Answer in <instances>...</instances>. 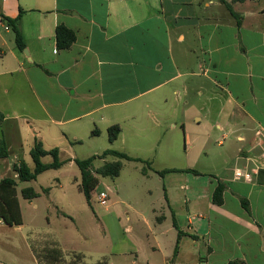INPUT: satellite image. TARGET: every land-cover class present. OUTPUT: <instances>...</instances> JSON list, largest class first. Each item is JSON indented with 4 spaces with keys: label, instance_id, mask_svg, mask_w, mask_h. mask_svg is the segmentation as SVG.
Returning a JSON list of instances; mask_svg holds the SVG:
<instances>
[{
    "label": "crops",
    "instance_id": "obj_1",
    "mask_svg": "<svg viewBox=\"0 0 264 264\" xmlns=\"http://www.w3.org/2000/svg\"><path fill=\"white\" fill-rule=\"evenodd\" d=\"M246 1H2L0 15L11 19L20 15L18 25L26 54L15 48L9 50L7 58L0 51L4 60L0 75L20 74L36 106L26 107L19 114L0 112V126L22 118L24 141L30 139L26 145L33 146L36 139L46 151L57 148L59 159L76 144L106 136L107 129L113 125L119 126L120 133L109 147L124 130L133 135L132 141H144V145L160 148L168 143L164 133L169 130L187 133L193 126L212 128L215 134L225 132L222 139L234 137L238 144L234 156L237 167L264 168V34L255 28L245 29V17L235 6ZM227 7L240 16L239 27ZM57 25L75 34L76 39L68 49L56 48ZM5 30L11 31L9 27ZM220 97L219 108H212ZM201 100L204 105L196 108L194 103ZM4 107L2 104L1 109ZM190 116L194 125L187 121ZM145 129L154 133L152 138L140 139L139 133ZM9 131L4 127L0 135L7 145L8 156L12 151ZM259 131L261 135L257 136ZM15 132L20 133L18 126ZM215 134H204L203 142ZM217 144L222 146L223 142L218 140ZM194 171L198 173L195 177L207 174L213 178L204 182L205 187L197 186L180 197L171 192L166 181L169 174L160 176L151 166L141 172L142 181L135 186L137 192L141 188L140 192L146 194L152 213L159 206L170 214L176 239L180 231L174 259L184 252L181 243L187 242L188 236L193 237L191 244L198 242L193 220L182 226L172 214L174 202L195 209L205 199L206 215L213 218L209 223L218 229L237 227L241 231L240 239H245L254 229L261 230L256 205L259 196L251 187H264V170L252 183L235 180L233 176L226 178L224 169ZM156 176L162 183L158 193L147 184ZM16 177L14 174L13 178ZM218 182L224 184V190L222 203L217 206L211 199ZM166 217V214L156 217V223L161 224ZM228 234V238L217 235L213 236L214 240L201 242L202 254L207 258L199 252L195 260L207 263L217 252L215 244H226L232 239L231 232ZM204 236L206 232L201 236L202 241ZM230 250L226 244L221 253L229 254ZM230 255L220 259L219 264L232 261ZM235 257L234 260L243 262L246 259L244 253Z\"/></svg>",
    "mask_w": 264,
    "mask_h": 264
},
{
    "label": "rangeland",
    "instance_id": "obj_2",
    "mask_svg": "<svg viewBox=\"0 0 264 264\" xmlns=\"http://www.w3.org/2000/svg\"><path fill=\"white\" fill-rule=\"evenodd\" d=\"M2 1L4 0H0V10ZM235 9L245 17V29L255 28L264 34V0H248L236 5ZM15 48L13 33L6 31L5 24L0 23V51H4L9 58V50ZM1 58L0 55V64L4 61ZM219 99L214 102L212 108H219L222 98ZM201 101L194 103L196 108L204 105V101ZM2 104H5L4 110L1 109ZM35 106V101H32L27 84L20 74L0 75L1 113L19 114L23 113L26 107L34 109ZM21 119L18 122L11 119L0 126V135L4 127L10 129L8 140L12 148L8 157L0 159V180L8 176L13 178V165L18 161H23L29 169H33L29 154L32 145H26L30 139L24 141L26 133ZM187 121L191 125L195 124L192 116ZM17 126L20 129L19 134L18 131L15 132ZM212 131V128L194 126L189 128L187 133L178 129L169 130L164 133L168 145L164 144L158 148L144 145V141H132L133 135L124 130L119 140L111 147L107 135L85 141L62 154L60 161L63 165L59 169L45 171L33 181L20 182L15 178L22 224L19 227H9L0 220V264H203L195 260L199 252L202 257L207 258L206 254H202V243H207L211 238L214 240L213 236L217 235H223L225 238L227 235L228 238V232H231L232 237L226 243L231 249L230 253L222 254L221 249L226 244L217 243L214 245L217 252L204 264H219L220 259L230 257V254L234 260L235 256L241 253L246 256V264H264V187H251L259 196L256 205L262 224L261 230H252L245 239H240L241 231L237 227H231L230 231L225 229L226 227H213L212 222L209 223L213 218L206 215L208 210L205 199L197 203L195 209L174 202L172 214L182 226L187 220H193L198 241L191 244L193 237L188 236L187 242L181 243L184 252L178 259L173 258L176 232L172 229L170 214L159 206L157 211L152 213L146 202V194L140 192L141 188L138 192L135 188L136 184L142 181V168H146L144 163L122 161L120 174L113 179L94 174L97 183L92 189L89 202L78 189L80 172L73 160L98 156L107 149L148 161L151 168L159 172L171 168L203 171L213 167L218 172L224 169V176L231 178L238 166L234 163L238 144L232 136L222 139L221 136L225 132L215 134ZM212 133L216 136L210 137L208 142H203V135ZM153 135L149 129L139 133L140 139L148 140ZM218 140L223 142L222 146L217 144ZM67 156L72 159L69 160ZM115 160L113 156L97 158L92 162V170L105 162ZM42 162H51V157L44 158ZM186 171L165 173L169 174L166 181L173 195L180 197L197 186L205 187L204 182L207 183L213 178L207 174L195 177L194 173ZM153 179L147 184L158 193L162 183L158 176ZM28 187L38 194L31 201L23 199L21 195V190ZM238 187L249 189L244 185ZM100 192H105L108 196L106 205H100L98 202L97 196ZM163 214H166V220L158 225L156 217ZM199 214H204L205 217H198ZM205 232L206 237L204 236L202 241L201 236ZM191 246L193 250L190 251L188 248Z\"/></svg>",
    "mask_w": 264,
    "mask_h": 264
},
{
    "label": "trees",
    "instance_id": "obj_3",
    "mask_svg": "<svg viewBox=\"0 0 264 264\" xmlns=\"http://www.w3.org/2000/svg\"><path fill=\"white\" fill-rule=\"evenodd\" d=\"M231 16L234 18L236 26L239 27L241 23L240 16L232 11L230 7H227ZM20 14L22 10L20 9ZM19 19L20 15L14 19L5 17L0 15V22L5 24L11 32L13 33L14 44L15 47L19 51H23L25 49V44L19 29ZM56 48L58 50L68 49L72 43L75 41L76 37L73 31L66 28L63 25H57L54 31ZM96 131H92V134H95ZM120 133V128L117 125H113L107 129V137L108 142H114ZM30 157L33 162V169H29L27 165L23 161H18L13 165V171L16 174L17 180L20 182H28L36 180L37 176L41 173L48 170H57L62 165L63 162L59 159V151L57 148H53L49 151H46L42 143L35 139L32 148L30 149ZM45 156L51 157L50 163H43L42 158ZM107 156H113L116 158L113 162H105L102 166L98 167L95 170H92V162L95 159H104ZM8 157V148L3 138L0 137V159H4ZM122 161H138L144 163L146 168H142V172H146L148 168H150V162L141 161L140 159L132 158L125 153L113 151V150H104L101 155L92 156L87 159H74L73 162L77 166L80 172V183L78 185L79 191L83 194L86 201L89 202L91 197V192L93 187L97 183V179L95 175L100 177H108V178H116L119 176L120 171L122 169ZM168 172H176V170L168 169L159 172L160 176L164 175ZM186 172H191L194 174H198L194 170H187ZM224 190V184L218 182L213 194H212V203L214 205H221L222 203V193ZM47 192V190H44ZM22 198L31 201L36 198L38 194L34 191L33 188H24L21 190ZM243 206H245V201L241 202ZM0 220L9 227H19L22 224L21 212L18 203V198L16 195V181L14 178L8 176L4 177L0 180ZM181 237L180 231H177V239L175 245V252L177 251L178 242ZM227 264H246L240 260H232Z\"/></svg>",
    "mask_w": 264,
    "mask_h": 264
},
{
    "label": "built area",
    "instance_id": "obj_4",
    "mask_svg": "<svg viewBox=\"0 0 264 264\" xmlns=\"http://www.w3.org/2000/svg\"><path fill=\"white\" fill-rule=\"evenodd\" d=\"M5 29H7V27H5ZM256 135H261V132H257ZM262 143L264 144V138L262 140ZM262 170H264V168L259 165L247 166L243 168L237 167L233 171V177L238 181L252 183ZM107 198L108 196L105 192H100L97 196L100 205H106Z\"/></svg>",
    "mask_w": 264,
    "mask_h": 264
},
{
    "label": "water",
    "instance_id": "obj_5",
    "mask_svg": "<svg viewBox=\"0 0 264 264\" xmlns=\"http://www.w3.org/2000/svg\"><path fill=\"white\" fill-rule=\"evenodd\" d=\"M25 54H26V51H25Z\"/></svg>",
    "mask_w": 264,
    "mask_h": 264
}]
</instances>
